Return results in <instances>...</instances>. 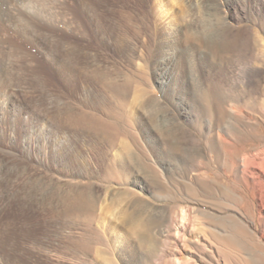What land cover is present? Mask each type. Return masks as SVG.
<instances>
[{"label":"rangeland","instance_id":"1","mask_svg":"<svg viewBox=\"0 0 264 264\" xmlns=\"http://www.w3.org/2000/svg\"><path fill=\"white\" fill-rule=\"evenodd\" d=\"M0 13L51 26L48 53L42 32L0 28V170L17 190L0 195V264H264L241 166L264 148V0H0ZM237 64L246 80L226 90ZM199 71L211 129L192 106Z\"/></svg>","mask_w":264,"mask_h":264},{"label":"bare ground","instance_id":"2","mask_svg":"<svg viewBox=\"0 0 264 264\" xmlns=\"http://www.w3.org/2000/svg\"><path fill=\"white\" fill-rule=\"evenodd\" d=\"M243 10H244V7H243ZM12 11H13V9H12ZM0 14H2V13H0ZM3 27L4 28H7L6 30H8V31H11L13 29V32L14 31L20 32L23 35L25 34V35H27L29 37H32V38H35V36L39 33V31L42 32L44 34L43 42H38L37 44H38V47H39L40 51L42 50L45 53H48V45H49L50 36H51V33H50L51 32V29H50L51 26H50V23L48 21H44L41 18L40 19L39 18H35L34 16L14 17V16H10V15H6V16L5 15H0V28H3ZM36 27L38 29H36ZM199 73H200V71H199ZM231 73L233 74V75L231 74V76H233L234 79L232 81H227V80L224 81V82L222 81V83L220 82L221 85L220 84L219 85L222 86V87H224V88H226V90H233V91H235V90H238L239 87L241 86V83L239 81L242 78H244V76H245V67H243V65L237 64L236 67L231 71ZM200 75L201 76L198 75V77H199V79L201 81L196 82V84L194 83L195 99L192 102V106H193V110L195 111L194 112L195 113L194 115H195L196 121L199 122V123H201V124H204L205 126H207V128L211 129L213 127V125L215 124V122L217 123L218 121L215 120L214 112L204 102H202L203 101L202 99H204L203 98V95H205L208 92L209 87H207L208 86V84H207L208 81H206V80L204 81L201 78L202 77V74L201 73H200ZM0 77H2V75H0ZM2 79H4V78L2 77ZM99 80H101V79H99ZM244 80H246V79L244 78ZM114 83L112 81H109L108 87H109L110 91L117 93L118 90H117L116 86L114 85ZM217 83H219V82H217ZM105 85H106V83H105ZM143 104H145V103H143ZM220 114H221V112H220ZM45 122L47 123V121H45ZM101 124H102L101 125L102 128L105 131L106 130L107 131H110L111 128H112L111 126H109L106 123H101ZM261 154L264 155V148L262 150L258 151V152H255V153H247V154H245L242 157L243 163H242L241 166H243L242 172L245 175L250 176L256 182V186H257L256 187L257 188L256 190H258V192L255 193V194H256V196H258L257 198L259 199V206L261 207V209L262 208L264 209V157H261L260 156ZM7 165H8V163H7ZM1 171H2V169L0 170V195H2V196L4 194H8L9 196H10V194L11 195H14L16 193V191H17L16 190V187L15 186H8V185L7 186H4V184H2V180H4V178H6V176L8 174L7 173H3ZM251 178H249V179H251ZM4 202H7V201L4 200V198L2 197V199L0 200V206L1 205H4L5 204ZM136 226H137V224H136Z\"/></svg>","mask_w":264,"mask_h":264}]
</instances>
